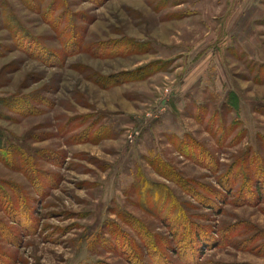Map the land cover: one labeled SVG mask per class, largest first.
Here are the masks:
<instances>
[{
	"label": "rangeland",
	"instance_id": "374dc122",
	"mask_svg": "<svg viewBox=\"0 0 264 264\" xmlns=\"http://www.w3.org/2000/svg\"><path fill=\"white\" fill-rule=\"evenodd\" d=\"M257 169L264 0H0V264H264Z\"/></svg>",
	"mask_w": 264,
	"mask_h": 264
},
{
	"label": "trees",
	"instance_id": "16d2710c",
	"mask_svg": "<svg viewBox=\"0 0 264 264\" xmlns=\"http://www.w3.org/2000/svg\"><path fill=\"white\" fill-rule=\"evenodd\" d=\"M225 124H226V121H223V122L220 123V125H222V128L226 126ZM234 124H235L234 121L231 120L229 122V127L234 126ZM209 158L211 159V157H209ZM229 171H230L229 175L224 173V175L221 177L222 179H219V181H218V184L220 185L222 190L225 191L228 194L234 192V186H235L237 181L248 184V182H251V180H252L251 177L249 178V176L246 174V173L252 171V169L250 167V164L247 163L246 160L241 161L240 164H239L238 170L237 169L235 170V171L240 172V173L243 174V175H240V177H237V178L233 177V175L231 173L233 171V169L229 170ZM256 174L257 175H254L256 177H254V176L253 177L258 179V182H260V177L262 175L264 176V171L260 170V169H257ZM219 196H221V195H218V193H217V195H214L213 197H214V199L221 200V198ZM210 203L207 202V204H209L207 206H209L211 208L213 205H210Z\"/></svg>",
	"mask_w": 264,
	"mask_h": 264
}]
</instances>
